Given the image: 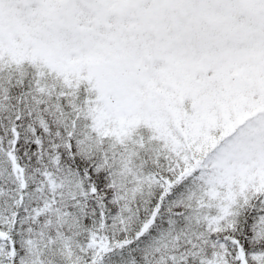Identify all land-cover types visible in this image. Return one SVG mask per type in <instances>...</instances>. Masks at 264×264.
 Wrapping results in <instances>:
<instances>
[{"label": "snow or ice", "instance_id": "snow-or-ice-1", "mask_svg": "<svg viewBox=\"0 0 264 264\" xmlns=\"http://www.w3.org/2000/svg\"><path fill=\"white\" fill-rule=\"evenodd\" d=\"M0 264H264V0H0Z\"/></svg>", "mask_w": 264, "mask_h": 264}]
</instances>
